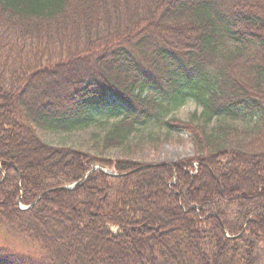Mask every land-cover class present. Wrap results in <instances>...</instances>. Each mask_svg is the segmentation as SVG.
Wrapping results in <instances>:
<instances>
[{
  "label": "trees",
  "instance_id": "16d2710c",
  "mask_svg": "<svg viewBox=\"0 0 264 264\" xmlns=\"http://www.w3.org/2000/svg\"><path fill=\"white\" fill-rule=\"evenodd\" d=\"M92 123L100 153L165 131L194 154L142 168L37 135ZM94 166L116 176L66 189ZM260 241L264 0H0V264H256Z\"/></svg>",
  "mask_w": 264,
  "mask_h": 264
},
{
  "label": "rangeland",
  "instance_id": "374dc122",
  "mask_svg": "<svg viewBox=\"0 0 264 264\" xmlns=\"http://www.w3.org/2000/svg\"><path fill=\"white\" fill-rule=\"evenodd\" d=\"M202 112V107L192 100H188L181 107L176 109L172 115L182 121H188L194 115L198 116ZM95 119L100 122H105L107 117L105 112L96 113ZM118 118L109 117L108 122H113ZM197 122V120H194ZM254 120L250 121L246 118L238 117L232 120L223 115L213 118L209 123V127L217 125H228L237 128L240 131L248 130L252 127ZM104 127H100L98 123H92L88 129L73 132H42L37 130L38 137L50 146L54 147H70L83 150L90 155H102L103 158L112 161L119 159H127L140 165H153V164H170L177 162L181 159L192 157L193 146L190 143L189 137L182 132H170L168 137H164L165 131L161 132V141L149 142L145 140L147 131L135 139L136 144L130 143L125 149H111L100 153V139L104 134ZM131 147L133 149L131 150ZM111 172V171H110ZM1 243V242H0ZM28 245L24 252L27 253ZM32 253V252H30ZM35 255L34 253H32ZM256 264H264V242L260 241L256 247Z\"/></svg>",
  "mask_w": 264,
  "mask_h": 264
},
{
  "label": "water",
  "instance_id": "95a60500",
  "mask_svg": "<svg viewBox=\"0 0 264 264\" xmlns=\"http://www.w3.org/2000/svg\"><path fill=\"white\" fill-rule=\"evenodd\" d=\"M151 165H145V166H143L142 168H147V167H150ZM142 168H140V169H142ZM93 170H91V171H89L87 174H86V176L87 175H89L91 172H92ZM105 174H108V175H110V173H108V172H105ZM85 176V177H86ZM82 181H83V179L82 180H80L79 182H77L76 184H74L71 188H74V187H76V186H78L80 183H82ZM48 192H46V193H44V194H42V195H40V196H38L35 200H34V202L31 204V206L30 207H32L35 203H37L45 194H47ZM24 209H28V208H24ZM24 209H22V210H24Z\"/></svg>",
  "mask_w": 264,
  "mask_h": 264
}]
</instances>
